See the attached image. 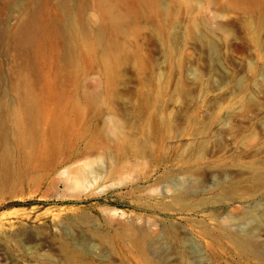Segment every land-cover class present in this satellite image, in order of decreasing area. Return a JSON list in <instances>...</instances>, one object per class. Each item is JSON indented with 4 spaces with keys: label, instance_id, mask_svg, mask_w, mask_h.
I'll return each instance as SVG.
<instances>
[{
    "label": "rangeland",
    "instance_id": "1",
    "mask_svg": "<svg viewBox=\"0 0 264 264\" xmlns=\"http://www.w3.org/2000/svg\"><path fill=\"white\" fill-rule=\"evenodd\" d=\"M113 2L0 0V264H264V0Z\"/></svg>",
    "mask_w": 264,
    "mask_h": 264
},
{
    "label": "bare ground",
    "instance_id": "2",
    "mask_svg": "<svg viewBox=\"0 0 264 264\" xmlns=\"http://www.w3.org/2000/svg\"><path fill=\"white\" fill-rule=\"evenodd\" d=\"M95 1V4L98 6V8H99V10H100V13H101V17H103V18H105V19H108V20H110L111 21V24L113 25V26H118V25H120L121 23H122V20H123V14L122 13H120L118 10H117V7L115 6V4H114V2H113V0H94ZM121 28V27H120ZM119 29V28H118ZM39 34H40V17H39V14H38V11H37V9H33L30 13H29V15L24 19V20H22L20 23H19V25H18V27H17V30H16V32H15V34H14V39H15V41H16V44L17 45H19V46H24L25 48H27V49H30V50H33V49H35V47H36V45H37V43H38V40H39ZM102 36H103V34H102ZM105 37V36H104ZM101 38V37H100ZM24 48V49H25ZM26 50V49H25ZM29 50V51H30ZM34 98V97H33ZM30 111L33 113V112H36V113H33L34 115H36V116H34L33 117V119H38L39 118V116H40V113L42 114V117H43V115H45V112L46 111H44L43 110V108H39L38 110H36V111H34L35 109H36V106L37 107H39V105L37 104V101H36V99L34 98V99H32L31 100V102H30ZM28 105V106H29ZM26 107V106H25ZM40 112V113H39ZM30 113V112H29ZM31 114V113H30ZM32 114V115H33ZM20 116L19 115H17L16 116V121L17 122H19V125H22V121H21V119L19 118ZM27 117H28V115H27ZM48 117V116H47ZM31 118V117H30ZM25 119V118H24ZM46 119V118H45ZM47 120V119H46ZM24 121V120H23ZM48 121H50V120H48ZM47 121V122H48ZM41 122V121H40ZM39 122V123H40ZM59 122V121H58ZM38 123V124H39ZM49 123V122H48ZM48 123H46V124H48ZM18 125V124H17ZM41 125V124H40ZM1 127V126H0ZM22 127V126H21ZM24 128V126L22 127V129ZM21 129V130H22ZM30 129V128H29ZM1 130H3L2 128H1ZM36 130V129H35ZM56 130V129H55ZM18 132V131H17ZM21 132V131H20ZM32 132V131H31ZM30 132V133H31ZM1 133V132H0ZM9 133V132H8ZM23 133V134H22ZM22 136H23V140H22V138H21V140H20V142L19 143H15V142H17L16 140H15V142H14V144H16V146L17 147H19L24 153L23 154H21V157L23 158L26 154H29L30 156H34L36 153H37V155H38V153L40 152V151H42V148H40V147H37V146H35V144H33V142L35 141H31V138H30V136H29V133H27L25 130H22ZM18 134V133H17ZM31 134H34L33 132L31 133ZM0 137H4V139H2V138H0V148H1V156H0V166H9V164H7V162L10 160H8V157H9V154H10V150H11V148L13 147L12 146V144L11 143H8V141L6 140V137L5 136H0ZM7 137H8V135H7ZM40 138H41V136H40ZM2 140H5V143L2 141ZM36 142V141H35ZM13 143V142H12ZM43 143V142H42ZM45 143V142H44ZM46 144V143H45ZM48 146V145H47ZM14 148V147H13ZM45 148V147H44ZM47 148V147H46ZM45 148V149H46ZM20 149H18V150H20ZM44 149V150H45ZM16 150V149H15ZM18 152V151H17ZM19 152H21V151H19ZM45 152V151H44ZM60 152V151H59ZM55 154H56V152H54ZM45 154V153H44ZM28 155V156H29ZM28 156H25V157H28ZM36 156V155H35ZM20 157V156H19ZM19 157H18V159H19ZM24 157V158H25ZM43 157V156H42ZM21 158V159H22ZM23 158V159H24ZM29 158V157H28ZM28 158H26V159H28ZM69 159H71L72 157L71 156H69L68 157ZM100 158V157H99ZM15 159V158H14ZM17 159V161L19 162V160H21V159H19L18 160ZM31 159V158H30ZM30 159H28V161L29 162H31V160ZM33 159V158H32ZM44 159H47V158H44ZM51 159V158H50ZM48 160V159H47ZM23 161H26V160H23ZM52 161V159L50 160V162ZM54 161V160H53ZM33 162H37V161H33ZM50 162H48V163H50ZM22 163V162H21ZM26 163V162H25ZM32 163V162H31ZM47 163V162H46ZM52 163V162H51ZM24 164V163H23ZM54 164V163H53ZM34 165V164H33ZM32 165V166H33ZM45 165V164H44ZM50 165V164H49ZM25 166V165H24ZM30 166H31V164H30ZM6 168V167H5ZM3 169V168H2ZM1 169V170H2ZM29 170V169H28ZM2 173V172H1ZM26 173V172H25ZM5 174V173H4ZM4 174H3V176H4ZM42 174V173H41ZM7 176V175H6ZM25 176V175H24ZM3 178V177H2ZM20 178V177H19ZM23 178V177H22ZM19 181V180H18ZM180 183H178V185H179ZM183 185L184 184H181L178 188H176L177 189V194H175L176 195V200H178V201H180V202H182V200H183V198H184V196H186V195H190V193H192V191L191 190H189L188 189V187L189 186H184L183 187ZM168 191H170V189L168 188L167 189ZM172 191V190H171ZM175 200V199H174ZM247 217H249V221H248V225L250 224V223H252V222H254L255 223V226H257L260 222H261V220H262V218L264 217V210H262L261 211V213H256V212H250L248 215H247ZM246 217V218H247ZM230 220H232V222H234L235 221V218L234 217H230ZM234 220V221H233ZM247 220H248V218H247ZM246 221V220H245ZM139 223V222H138ZM245 223H247V222H245ZM139 227H137V229H138ZM141 228V227H140ZM139 230V229H138ZM142 230H144V229H142ZM134 231V230H133ZM140 231V230H139ZM251 231V230H250ZM143 232V231H142ZM141 232V233H142ZM148 232V231H147ZM150 232V231H149ZM148 232V233H149ZM147 234V233H146ZM135 235V234H134ZM149 235V234H148ZM127 236V235H126ZM135 236H138V235H135ZM141 236L143 237V235L141 234ZM146 235H144V237H145ZM161 236V235H160ZM147 237H149V236H147ZM146 238V237H145ZM164 238V237H163ZM176 238V237H175ZM159 239H160V237H159ZM179 239H180V237H179ZM184 239V237H182V239L181 240H183ZM132 243H135L134 242V238H131L130 237V239H129ZM149 240V239H148ZM163 240H165V239H163ZM251 238L250 237H248V236H244V237H242V239H241V243L243 244V246L244 245H249L250 246V243H251ZM128 241V240H127ZM151 241V240H150ZM149 241V242H150ZM153 241V240H152ZM162 241V240H161ZM137 244V243H136ZM133 245V244H132ZM131 245V246H132ZM138 245V244H137ZM142 245V244H141ZM140 245V246H141ZM148 245V244H147ZM152 245V244H151ZM139 246V247H140ZM149 246V249H150V245H148ZM152 246H154V245H152ZM158 247V246H157ZM155 248H156V246H155ZM141 249V248H140ZM143 249V248H142ZM164 249V248H163ZM164 251H166V250H164ZM186 251V250H185ZM153 252V251H152ZM167 252V251H166ZM169 252V251H168ZM187 252V251H186ZM143 253V252H142ZM165 253V252H164ZM185 253V252H184ZM188 253V252H187ZM186 253V254H187ZM196 253V252H195ZM199 253V252H198ZM197 253V254H198ZM159 254V253H158ZM169 254V253H168ZM171 254V253H170ZM133 255H134V253H133ZM140 255V254H139ZM146 255H147V253H146ZM153 255H154V253H153ZM155 255H157V251L155 252ZM166 255V254H165ZM175 254H173V256H174ZM159 256V255H158ZM163 252H162V254H160V257L161 258H163ZM167 256H169V255H167ZM171 256V255H170ZM186 255H183V254H180V255H178V258L180 259V262L181 261H183V260H186V257H185ZM191 256V255H190ZM200 256V255H199ZM166 257V256H165ZM188 257H189V254H188ZM140 258H142V257H140ZM143 258H145V256L143 257ZM168 258V257H167ZM191 257H189L188 259H190ZM138 259V258H137ZM147 259V258H146ZM157 259H158V257H157ZM166 259V258H165ZM179 259H178V261H179ZM142 260V259H141ZM148 260V259H147ZM162 260V259H161ZM164 261V260H163ZM143 262H144V260H143ZM147 262V261H146ZM145 262V263H146ZM155 262V261H154ZM161 263V262H160ZM158 264H159V262H158ZM163 264H168V261H165Z\"/></svg>",
    "mask_w": 264,
    "mask_h": 264
}]
</instances>
